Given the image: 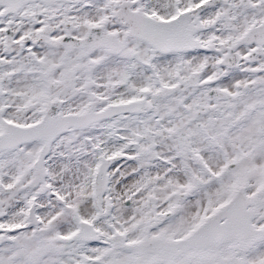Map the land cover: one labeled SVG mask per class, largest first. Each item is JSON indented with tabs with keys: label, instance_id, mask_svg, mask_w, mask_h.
Masks as SVG:
<instances>
[{
	"label": "snow or ice",
	"instance_id": "obj_1",
	"mask_svg": "<svg viewBox=\"0 0 264 264\" xmlns=\"http://www.w3.org/2000/svg\"><path fill=\"white\" fill-rule=\"evenodd\" d=\"M0 264H264V0H0Z\"/></svg>",
	"mask_w": 264,
	"mask_h": 264
}]
</instances>
